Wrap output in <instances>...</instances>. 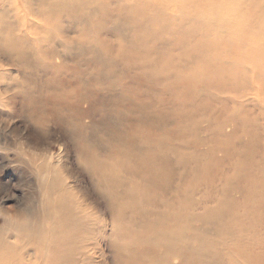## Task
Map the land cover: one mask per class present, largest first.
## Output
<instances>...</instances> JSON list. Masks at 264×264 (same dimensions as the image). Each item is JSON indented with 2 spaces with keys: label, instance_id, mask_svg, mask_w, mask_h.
<instances>
[{
  "label": "rangeland",
  "instance_id": "rangeland-1",
  "mask_svg": "<svg viewBox=\"0 0 264 264\" xmlns=\"http://www.w3.org/2000/svg\"><path fill=\"white\" fill-rule=\"evenodd\" d=\"M249 133L264 162V0H0V264H180L144 233L158 199L117 198L141 183L131 162L160 139L176 171V150L214 153L226 177L224 144ZM261 211L216 238L222 263L264 264Z\"/></svg>",
  "mask_w": 264,
  "mask_h": 264
},
{
  "label": "bare ground",
  "instance_id": "bare-ground-1",
  "mask_svg": "<svg viewBox=\"0 0 264 264\" xmlns=\"http://www.w3.org/2000/svg\"><path fill=\"white\" fill-rule=\"evenodd\" d=\"M42 95H40L39 97H43ZM36 105L38 104L36 103ZM32 114L34 113L32 112ZM157 116H155L156 120L159 119L160 121H165V119H167L163 114H157ZM246 124H250V122H247ZM247 127L249 128L250 125H248ZM169 129L171 128L169 127ZM67 132L69 133V131ZM220 133L224 135L222 130L220 131ZM72 134L71 136H73ZM249 135L250 139L248 142L244 144L238 143L241 148L239 147L233 150V147H230L229 143L224 144V151L226 153L225 159L236 158L235 163L232 166L233 168L231 169L232 174L226 177L220 178V176L216 172L217 168L220 166V160L214 153H212V155L210 156L211 160L207 161L203 167L199 168L201 162L196 159L194 153L193 155H190L183 151L176 150L179 163L182 166V170L176 171L177 169L173 167L175 166L174 163H171V160L168 156L161 155L158 152H152L154 150H160L162 147H164V150H167V147L161 144L162 141L160 139L157 140V143H153L151 138L146 141V148H148V153H146L145 156L141 158L139 165L136 164L139 161L131 162L132 167H129L128 171L129 169H132L131 174H136L140 178L141 183H139V185L136 187H127L123 193L117 195V198L125 199L128 197L127 195L131 196L132 194H134L136 196L134 201L141 204H153V200L158 199L155 210H153L150 214H145V217H147L148 215V218L151 217L153 220L152 223H144V233H146L148 239L155 242L154 245H159L157 241L164 240V242L167 244L168 252L173 251L178 254L180 264L186 263L188 257H185L184 253L186 252L189 255L190 251H192L191 253L193 254L194 258L199 259L198 261L204 264H224L222 263L223 255L220 251V246H225V243L219 242L218 244L216 238H225V236L228 235H235V232L238 231V229L241 230L250 227L248 220L239 216L240 213H238V210L241 206L247 208V213H250L251 207L252 214L260 213L262 212L261 210H264V162H260V160H257L259 152L261 150V145L259 144L257 137L261 136L259 133L258 135H255V133H249ZM100 140H103V138H100ZM205 141L206 139L202 140L203 143ZM105 142L106 141H104V143ZM170 148L174 147L170 146ZM221 148L223 149V146ZM122 149L123 148H121V150ZM173 150L174 149H172V151ZM118 151L119 150H117L116 152L118 153ZM123 155L124 154H121V156ZM171 155L173 156V152ZM78 163L80 164V162ZM190 165L192 168L190 167ZM84 167L86 166L84 165ZM106 167L107 166H105L104 168ZM81 168H83V164ZM92 170L91 172H93ZM117 173H119V171ZM252 173L255 176H252ZM92 174L93 173H91V175ZM121 179L123 178L121 177ZM242 180L247 181L243 183ZM104 181L116 183L118 182V179L112 178V180H109L108 178H106ZM175 182H179L177 186L174 184ZM142 184L143 189H141ZM95 188L96 187H94V189ZM137 189H140L141 191L138 192ZM236 194L241 195L237 198ZM196 196H200V198L195 199ZM240 200H245V203L241 205ZM182 205L186 208L192 207L193 213L183 211L181 212L179 208L182 209ZM163 206H166L167 210H162ZM137 208L139 209V207ZM194 208L196 209V212L194 211ZM110 211L112 212V210ZM132 211L134 212V209ZM132 211L131 213H133ZM137 215L136 217H139ZM258 220L259 218L254 221V228H258V226L260 225ZM196 223L200 224V228L196 227L194 229V224ZM186 234L190 235L191 237H185L187 236ZM194 240H200L201 244L198 245V247H195L191 244ZM182 242H185L186 244H181ZM140 256L143 262L149 260L150 262L155 263L159 259L157 255L153 254H140Z\"/></svg>",
  "mask_w": 264,
  "mask_h": 264
}]
</instances>
